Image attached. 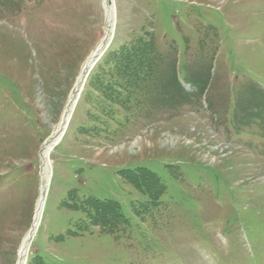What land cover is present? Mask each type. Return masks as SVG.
I'll list each match as a JSON object with an SVG mask.
<instances>
[{
	"label": "rangeland",
	"instance_id": "374dc122",
	"mask_svg": "<svg viewBox=\"0 0 264 264\" xmlns=\"http://www.w3.org/2000/svg\"><path fill=\"white\" fill-rule=\"evenodd\" d=\"M113 3L115 36L51 155L27 264H264V0ZM106 28L102 0H0V264L16 263L41 150ZM138 40L157 51L146 92L93 84ZM141 167L165 190L139 220L148 199L122 175ZM87 199L117 202L132 228L102 233Z\"/></svg>",
	"mask_w": 264,
	"mask_h": 264
},
{
	"label": "trees",
	"instance_id": "16d2710c",
	"mask_svg": "<svg viewBox=\"0 0 264 264\" xmlns=\"http://www.w3.org/2000/svg\"><path fill=\"white\" fill-rule=\"evenodd\" d=\"M128 47L122 49L123 51L127 48V53L117 58L114 80L108 81L109 75L105 67L108 61H106L101 67V72L93 78V84H119L117 87H124L133 92L141 93L149 89L150 85L157 79L158 70L155 69L157 63L154 62L157 51L154 50L153 43L148 40L135 41ZM196 85L200 84L197 82ZM131 95L126 100H130ZM122 176L148 199L144 203L134 205V215L143 219L147 217L149 211L160 206L159 200L165 190V185L158 176L142 167L126 171ZM87 200L83 209L89 213L93 219V224L99 227L102 233L118 235L121 231L124 232L131 227L130 220L123 215L122 208L117 202L99 199Z\"/></svg>",
	"mask_w": 264,
	"mask_h": 264
},
{
	"label": "bare ground",
	"instance_id": "6f19581e",
	"mask_svg": "<svg viewBox=\"0 0 264 264\" xmlns=\"http://www.w3.org/2000/svg\"><path fill=\"white\" fill-rule=\"evenodd\" d=\"M113 1L114 0H102L104 16H105V21L107 25V28L105 29V34L102 40L97 45V47L92 51L90 56L86 59V61L82 65V69L77 77L74 88L68 97V101L63 110L60 121L57 124L52 137L45 143V145L43 146L41 150V153H40L41 172H40L39 195L36 201L31 227L26 231V233L23 235L20 241V244L17 250V260L15 264H27L31 245L36 235V232L39 228L42 215L44 213L43 211H44V205L46 201V195L48 192L50 181L52 179L51 178V169H52L51 168L52 167L51 155L56 149V147L60 145L61 142L63 141L64 136L72 122L76 107L78 105V102L81 99V96L84 90L86 79L90 71L95 66L94 61L96 57L104 49V47H106L107 49V47L110 46V44L112 43L114 39L115 27H116V23H115L116 13H115V4L113 3ZM4 152H2V155ZM0 164L2 163L0 162ZM2 169L3 168H1L0 170ZM4 175H9V174L4 173Z\"/></svg>",
	"mask_w": 264,
	"mask_h": 264
},
{
	"label": "water",
	"instance_id": "95a60500",
	"mask_svg": "<svg viewBox=\"0 0 264 264\" xmlns=\"http://www.w3.org/2000/svg\"><path fill=\"white\" fill-rule=\"evenodd\" d=\"M107 46V45H106ZM106 47H104V49L98 54V56L96 57L95 61H94V64L97 63V61L101 58V56L103 55V53L105 52V49Z\"/></svg>",
	"mask_w": 264,
	"mask_h": 264
}]
</instances>
